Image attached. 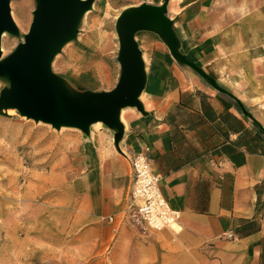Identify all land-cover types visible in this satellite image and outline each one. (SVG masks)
Returning a JSON list of instances; mask_svg holds the SVG:
<instances>
[{"label":"crops","instance_id":"0c3cea01","mask_svg":"<svg viewBox=\"0 0 264 264\" xmlns=\"http://www.w3.org/2000/svg\"><path fill=\"white\" fill-rule=\"evenodd\" d=\"M155 8L161 17L131 23L144 83L123 108L124 133L108 150L83 141L62 158L54 230L92 264H264V62H236L233 38L206 32L196 2ZM142 152L181 214L178 231L134 219L131 163Z\"/></svg>","mask_w":264,"mask_h":264},{"label":"rangeland","instance_id":"374dc122","mask_svg":"<svg viewBox=\"0 0 264 264\" xmlns=\"http://www.w3.org/2000/svg\"><path fill=\"white\" fill-rule=\"evenodd\" d=\"M190 2L205 12L204 28L213 38L227 43L233 38L236 62L243 57L264 62V0H94L78 21L76 35L52 59L50 77L55 86L69 98L113 92L123 78L116 25L122 14L138 6L162 10L173 6L176 13ZM40 3L10 0L13 22L23 25L19 36L12 38L14 52L30 33ZM10 86L0 78V95ZM101 122H92L89 130L58 128L0 106V264H92L90 258L74 257L82 248L61 242L63 234L54 230L63 203L56 173L66 171L62 158L83 141L98 139L107 150L117 143L124 124L120 121L121 131L117 125Z\"/></svg>","mask_w":264,"mask_h":264},{"label":"water","instance_id":"95a60500","mask_svg":"<svg viewBox=\"0 0 264 264\" xmlns=\"http://www.w3.org/2000/svg\"><path fill=\"white\" fill-rule=\"evenodd\" d=\"M32 29L23 46L13 58L11 86L5 92L1 107H12L22 116L36 121L78 126L87 130L94 121L117 125L120 108L136 105L144 83L143 62L132 35V22L142 12L161 17L158 10L138 6L126 10L117 21L121 41L123 78L116 90L108 94L69 98L60 92L50 77V65L61 47L73 38L77 28L73 20H80L94 0H40ZM10 0H0V60L2 34L13 27ZM2 70L0 61V73Z\"/></svg>","mask_w":264,"mask_h":264},{"label":"built area","instance_id":"2783aa9c","mask_svg":"<svg viewBox=\"0 0 264 264\" xmlns=\"http://www.w3.org/2000/svg\"><path fill=\"white\" fill-rule=\"evenodd\" d=\"M129 207L137 224L145 230L161 232L178 226L180 212L164 198L160 188L161 175L154 171L147 152L132 156ZM232 238V235H228Z\"/></svg>","mask_w":264,"mask_h":264},{"label":"bare ground","instance_id":"6f19581e","mask_svg":"<svg viewBox=\"0 0 264 264\" xmlns=\"http://www.w3.org/2000/svg\"><path fill=\"white\" fill-rule=\"evenodd\" d=\"M78 19L77 20H73L72 21V25L77 28V23H78ZM23 25L21 26V24H16L13 22V27L11 29L6 28V30L3 32L2 34V57H1V66H2V70L0 73V78L3 79V81H6L7 83L11 82V72H12V64H13V58L16 55V52H14L12 50V45L15 42V40H12V38H16L19 36V34L21 33V30ZM6 36H9L8 38H6ZM6 38V40H5ZM66 93V92H65ZM3 99V95H0V101H2ZM123 108H120L118 112V118L119 120H121V113H122ZM8 114H13V111L8 112ZM98 123H101V121H97ZM60 126H63V124H61ZM92 125L89 124L88 130L90 129ZM70 127V126H69ZM79 128V127H78Z\"/></svg>","mask_w":264,"mask_h":264}]
</instances>
